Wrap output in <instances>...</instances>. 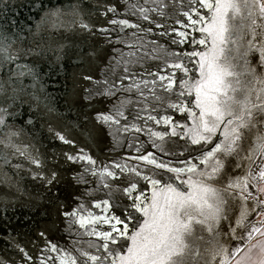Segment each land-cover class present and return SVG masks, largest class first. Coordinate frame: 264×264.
I'll use <instances>...</instances> for the list:
<instances>
[{"label": "snow or ice", "instance_id": "obj_1", "mask_svg": "<svg viewBox=\"0 0 264 264\" xmlns=\"http://www.w3.org/2000/svg\"><path fill=\"white\" fill-rule=\"evenodd\" d=\"M24 9H42L39 20L27 22L31 17H21ZM245 29L247 46L237 47L233 57V49L228 46L238 45L245 38ZM61 30L99 35L105 46L111 48L112 55L101 69L103 79L93 81L90 74L93 62L103 60L96 44L70 43ZM197 32L199 37L195 35ZM261 37H264V0H143L142 3L97 0L87 14L81 0L51 7L43 0H0V168L13 174L4 173L5 180L14 189V195L23 190L21 175H30L33 182H39L45 189V193L36 196L47 194L49 212L55 214L56 221L63 222L67 236L87 234L103 240L87 243V249L74 246L77 255H73L69 249L48 240L41 231L36 235L44 245L38 249L39 256L34 257L18 244H12L13 238L0 237L17 254L22 253L19 264L29 261L36 264L37 260L39 264H216V261L228 264L234 260L242 251L240 247L229 256L226 249L216 245L202 252L200 242L205 235L234 237L246 219L264 209V199L251 191L256 185L249 183L247 177L242 183L239 175L243 162L251 161L253 154L264 161ZM189 46L195 50L189 51ZM50 54L55 62L66 56L76 58L81 73L74 77L73 86L76 81L96 86L83 89V102L95 115L83 111V102L77 108L75 125H83L81 135L94 140L88 127L93 121V127L107 126L110 135L115 126L117 132L110 145V151H115L121 143V134H127L132 154L119 157L123 164L109 161L98 165L84 148L75 154H62L65 164L83 165L79 173H72L77 183L88 185L94 181L97 187L109 190L110 198L94 201V207L111 215H96L82 202L68 210L69 205L52 194V189L62 182L60 154L42 153L33 144L35 122L55 112L40 82L43 61ZM190 73L198 74L199 78L193 82L188 78ZM189 88L195 89L196 99L192 103L198 115L183 103L190 99L185 96V89ZM65 92L69 93V89ZM241 93L242 98H238ZM97 97L110 101L107 111L93 107ZM25 107L28 119L18 124ZM170 110L173 115H160L161 111ZM177 111L187 113L191 127L181 123L183 115L174 119ZM153 121L155 126L171 127L156 131ZM48 132L53 139L75 149L76 141L69 139L63 130L57 131L49 124ZM141 133L149 137L144 143H149L151 150L141 148ZM129 161H135L134 165ZM259 168L258 178L264 180V164ZM145 172L175 174L168 175L171 182L163 185V202L160 192L153 191L151 204L139 192V179L155 189L164 178L161 175V179H152ZM185 173L187 179L183 178ZM185 186L186 192L179 190ZM259 193L264 194V186ZM87 196L85 188L77 199L83 201ZM125 198L129 203L116 215L120 201ZM237 203L241 208L234 224L232 217ZM249 203L251 208L247 207ZM134 212H142L144 222L132 233L126 251L115 250L119 248V238L127 235V221L135 219ZM97 222L107 225L109 230L96 227ZM224 225L227 228L221 234ZM258 231L254 224L248 236ZM78 243L75 241L74 245ZM256 247L251 245L249 253ZM93 248L96 254L90 251ZM45 252L57 255L46 257ZM0 264L18 262L0 257ZM236 264H264V247L259 257L254 259L249 254Z\"/></svg>", "mask_w": 264, "mask_h": 264}, {"label": "water", "instance_id": "obj_2", "mask_svg": "<svg viewBox=\"0 0 264 264\" xmlns=\"http://www.w3.org/2000/svg\"><path fill=\"white\" fill-rule=\"evenodd\" d=\"M70 2L71 0H43V3L49 7L52 5L68 4ZM81 2L85 6V13L87 14L92 11V6L97 3V0H81ZM117 2L120 3L122 0H117ZM142 2L143 0H141V3ZM41 11L42 9H33L32 11L24 9L21 12V17H31V19L27 22L34 23L35 21L39 20ZM85 18L87 19V15H85ZM111 18L112 17L109 16V19ZM93 19H95L94 16ZM61 35H66L70 43L96 44L101 52V55L103 56V60L101 61L100 59H97L93 62V67L90 69V74L93 77V81L103 79L101 69L107 64L108 57L112 55L111 48L105 46L103 39L99 35H83L79 33V31L63 33L61 30ZM195 35L199 37L198 32L195 33ZM243 35L245 38L240 40L238 45L229 44L228 47L233 49L231 56L234 57L236 55L235 49L237 47L243 49L247 46L248 40L246 29ZM261 39H264V37H261ZM181 50H183V48H181ZM188 50L191 51L195 49L189 46ZM199 50L204 51V48L200 47ZM105 52L107 55H104ZM42 67L43 79L40 82L43 84L44 91L49 95L51 105L55 109V112L51 117H46L43 120H37L35 122V126L33 128L35 140L33 141V144L42 153L49 155L53 153L60 154L59 166L62 173V182L59 183L56 188L52 189V194L57 195L61 201H64L67 205H69L68 210H71V208L76 207L78 203L82 202L85 204L86 208H90L96 215H111V212L105 213L102 208L94 207V201H102L110 198L109 190L103 186L97 187L94 181L88 185L77 183L73 179L72 173L73 171L79 173L83 165L79 162H69L65 164L62 154L65 152L75 154L76 150L79 148H84L87 154L91 155L93 159L97 160L98 165L108 164L109 161H111L113 164L116 162L123 164V160H120L119 157L126 154H132L129 151L127 134H121V143L116 145L115 151H110V145L113 143L112 136L117 132L115 126H113L111 129L112 134L110 135L107 126L101 124L98 127H93V124H95V121H93L92 124L88 125V127L93 131L94 140H90L86 135H81V128L83 125H75L77 108L81 107V102H83V89L90 87L95 88V84L90 82L76 81L75 86H73L74 77L81 73V65L76 61L74 56H66L60 62H55L54 57H52L50 54L49 57L44 59ZM188 67L190 68L191 64H189ZM188 78L195 82L199 77L198 74L194 75L190 73ZM65 89H69V93H66ZM77 89H79L78 95ZM157 93H160L159 86H157ZM242 95V93L239 94L238 98H242ZM185 96L190 97V99L183 101V103L192 108L195 111V114L198 115V110L195 109V105L192 103L196 99L195 89H185ZM253 97H255V93H253ZM93 107L96 110L107 111L110 107V101L101 97H97ZM82 108L83 111L89 112L92 116L95 115V112L89 108L87 102L82 103ZM165 114L173 115V112L171 110L167 113L164 111L160 112V115ZM182 115L184 116V120L181 121V123H187L188 127H191L192 121L187 119V113L181 114L177 111L175 112L174 119H179ZM26 119H28L27 107L24 109V115L18 118L17 123L23 124ZM82 119L83 116H81V120ZM49 124H51L57 131L63 130L64 134H66L69 139H74L76 141L75 149H73L71 145L63 144L58 139H53V136L48 132ZM152 125L156 131H163L166 127H171V125L165 126L163 124L155 126L154 121L152 122ZM101 129L103 130L101 131ZM140 140L142 149L151 150L150 144L144 143V141L149 140L147 135L141 133ZM255 156L256 155L253 154L251 161L245 160L243 162V167L239 173L242 183L244 182L245 177H247L249 183H252L248 168L251 169ZM134 163L135 161H129L130 165H134ZM262 164H264V161L260 160V165ZM203 167L204 165L201 164V169ZM4 173H8L9 176L13 175L7 168H0V181H4L3 183H0V237L13 238L11 241L12 244H18L34 257L39 256L40 253L38 249H42L44 245L43 240H38L36 235L41 231L46 233L48 240L52 241L53 243H57L58 245L64 246L65 248L69 249L73 255H77V253L74 251V246L87 249V243L89 242L103 243L102 238L88 236L87 234L67 236L63 222L56 221L55 214H50L49 212V201L47 194H44L40 197L36 196L37 193H45V189L40 186L39 182H33L30 175L23 176L22 174L20 183L23 190L13 195L12 193L14 192V189H11L8 186V182L5 180ZM125 175L128 176L129 179L131 178V176L128 174ZM145 175H152V173L145 172ZM161 175H163L164 178L161 181V185L155 189L143 179H139L138 181L139 192L144 193V195L148 198L146 202L149 204L152 202L151 196L153 191L161 193V201L163 202V185L165 183L171 182L167 180V176H175L174 173L162 172L161 174L152 175V179H161ZM183 178H188L186 173L183 174ZM193 178H195V176H193ZM108 179L111 180L112 178ZM176 184L178 185L179 181H177ZM123 186L126 185L121 184V187ZM217 187H219V185H217ZM85 188L88 189V196L84 198L83 201H81L77 198L80 196V193L85 190ZM255 189L256 188L251 189L252 193ZM114 190L115 189L113 188V191ZM179 190L186 192L187 187H181ZM236 191L239 192L240 190L236 189ZM113 202L116 201L113 200ZM128 203L129 201L126 198L120 201V211H117L115 214L120 215L123 207ZM247 207L251 208V203H249ZM240 208L241 205L237 203L235 205L236 214H234L232 217L234 224L239 218ZM260 210L264 211V209ZM133 215L135 219L127 221L129 226L127 235L119 238V248H115V250L126 251L128 245L132 242V233L139 229L140 224L144 222L145 217L142 212H134ZM255 215H251L250 219H246L244 226L237 229L234 237H232L231 234H218L215 237L205 235L203 241L200 242V250L203 252L206 247L216 245L221 249H226L227 254L231 256V253L235 248L240 247L242 249L252 237V235L250 237L248 236L251 226H245L246 224L250 223ZM96 227L102 230H109L107 225H100L99 222H97ZM226 228L227 225L222 226L220 228V233H224ZM81 233H83V230H81ZM242 236L245 238L241 239ZM75 241H79V243L74 245ZM90 251L93 254H96L95 248L90 249ZM101 251L103 250L101 249ZM21 255L22 253L17 254L14 248L9 247V245L5 242V239H0V257L16 260L19 264ZM56 255L57 253L55 252H45L46 257ZM230 261L231 260L228 261V264ZM28 264H31V261H29ZM36 264H39L38 260L36 261ZM216 264H219V261H216Z\"/></svg>", "mask_w": 264, "mask_h": 264}, {"label": "crops", "instance_id": "obj_3", "mask_svg": "<svg viewBox=\"0 0 264 264\" xmlns=\"http://www.w3.org/2000/svg\"><path fill=\"white\" fill-rule=\"evenodd\" d=\"M262 212H263L262 217L260 218L258 223L256 222L257 224H255V226L259 229V231L252 234V237L243 246L241 253L234 260H231L229 264H236L237 260H240L241 257H244V256L249 255V254L254 259L259 257L260 250L262 247H264V223L261 222V221H264V211H262ZM248 224L247 225L251 226V227L254 225L252 223H248ZM251 245H256L257 247L251 249V252L249 253V249H250Z\"/></svg>", "mask_w": 264, "mask_h": 264}, {"label": "rangeland", "instance_id": "obj_4", "mask_svg": "<svg viewBox=\"0 0 264 264\" xmlns=\"http://www.w3.org/2000/svg\"><path fill=\"white\" fill-rule=\"evenodd\" d=\"M254 161H253V164H252V167H251V169H249L248 168V172L250 173V179H251V181H252V183H255L256 184V189L254 190V192H253V195L254 196H256V195H259V198L260 199H263L264 198V194H260L259 193V188L261 187V186H264V180H260L259 178H258V172H259V170H260V168H259V166H260V159H258L257 158V156H255V158L253 159ZM257 161V162H256ZM257 163V164H256ZM250 167V166H249ZM253 176H257V179L256 180H253L252 179V177ZM262 215H263V212L260 210L259 212H258V214H256L255 215V217L250 221V223H252V224H257L258 223V221L260 220V218L262 217ZM257 222V223H256ZM247 225V224H246ZM249 225V224H248ZM248 225L247 226H245V227H248Z\"/></svg>", "mask_w": 264, "mask_h": 264}, {"label": "bare ground", "instance_id": "obj_5", "mask_svg": "<svg viewBox=\"0 0 264 264\" xmlns=\"http://www.w3.org/2000/svg\"><path fill=\"white\" fill-rule=\"evenodd\" d=\"M257 162V161H256ZM257 164V163H256ZM250 175V174H249Z\"/></svg>", "mask_w": 264, "mask_h": 264}, {"label": "built area", "instance_id": "obj_6", "mask_svg": "<svg viewBox=\"0 0 264 264\" xmlns=\"http://www.w3.org/2000/svg\"><path fill=\"white\" fill-rule=\"evenodd\" d=\"M264 199V198H263Z\"/></svg>", "mask_w": 264, "mask_h": 264}]
</instances>
